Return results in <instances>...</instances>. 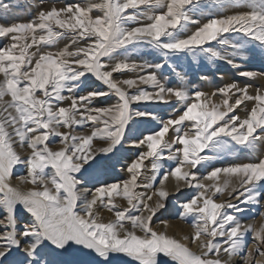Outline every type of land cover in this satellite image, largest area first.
I'll use <instances>...</instances> for the list:
<instances>
[{
	"label": "snow or ice",
	"instance_id": "obj_1",
	"mask_svg": "<svg viewBox=\"0 0 264 264\" xmlns=\"http://www.w3.org/2000/svg\"><path fill=\"white\" fill-rule=\"evenodd\" d=\"M18 7L0 2V264H264V222H242L264 208V0ZM189 58L259 86L204 91ZM169 208L190 233L153 226Z\"/></svg>",
	"mask_w": 264,
	"mask_h": 264
},
{
	"label": "rangeland",
	"instance_id": "obj_2",
	"mask_svg": "<svg viewBox=\"0 0 264 264\" xmlns=\"http://www.w3.org/2000/svg\"><path fill=\"white\" fill-rule=\"evenodd\" d=\"M0 2L5 3H12V4H18L19 7L16 8L14 11L19 15L22 19H28L30 18L31 14H34L37 10V6H48V5H55V6H62L66 2H76V0H0ZM207 2V0H205ZM3 22V21H0ZM67 43V41H62L59 44V47H63L64 44ZM214 43V42H213ZM134 58L136 59L137 63H143L145 60H151L152 57L146 53H136ZM176 63L179 65L180 70L186 71L188 80L190 83L195 84L198 88L207 91L212 92L214 91L218 86H222L224 81L221 80V76H225L228 79H239L240 83L243 84L245 82L253 83L254 87L259 86V81L252 82L247 80L246 78L239 77V71L248 70L246 66H243L241 69H235L231 65H227L224 61H217L215 65L208 64L206 61H203L200 64H194L189 59H182L179 61H176ZM237 63H240L244 65L243 60H237ZM256 63V62H254ZM163 74L169 77V81L171 85H175L178 83L177 78L174 73L171 72L170 69H163ZM202 76H207V80H202ZM94 79V78H93ZM99 82H97L98 84ZM103 98H100L98 103H102ZM157 112L165 111V109L160 108L159 106L156 107ZM167 111H171L170 109H167ZM166 118V117H165ZM79 132H84L86 129H78ZM54 150L59 146L58 145V139L54 142H51L49 145ZM225 159L231 160L235 159V157H226ZM119 167V166H118ZM167 167V165H166ZM26 172L21 169L19 172H16L15 175H24ZM13 183H16L15 176L13 177ZM29 187V186H28ZM173 188V186L171 187ZM170 188V189H171ZM186 191V190H182ZM177 196L180 194L177 193ZM226 198L227 194H224ZM120 204H125L124 201H118ZM250 209H254V211H249L245 213L244 219L242 222H251L253 219L256 221L257 225H259L261 222H264V217H261L259 215V212L264 211V208L257 207V206H248ZM101 211V216L103 215H110V212H108L107 209L99 208L98 211ZM175 210L172 208H169L168 211L161 210V212L157 213L156 218H162L163 216H167L169 220H179L175 215L172 213ZM187 227L190 228V222L182 221ZM253 243L252 238L249 237L248 244L251 247V244Z\"/></svg>",
	"mask_w": 264,
	"mask_h": 264
},
{
	"label": "bare ground",
	"instance_id": "obj_3",
	"mask_svg": "<svg viewBox=\"0 0 264 264\" xmlns=\"http://www.w3.org/2000/svg\"><path fill=\"white\" fill-rule=\"evenodd\" d=\"M18 150H20V149H18ZM168 184H169V188H171L173 186V183L171 181H169ZM28 186L30 187V185H24L23 187H28ZM171 189H173V188H171ZM225 194H227V193H225ZM101 211L102 210H100L99 212L101 213ZM111 215H112L111 213H110V215H107V216L103 215V218L105 220H107L108 218L111 217ZM159 220H168L170 222L169 228H168L169 233L170 234H176L178 238L184 234H188L191 232V228L187 227L181 220H169L167 216H163L162 218L154 217L153 218V226L154 227H161L159 225ZM190 246L195 247V245H190ZM251 246H252V244H251Z\"/></svg>",
	"mask_w": 264,
	"mask_h": 264
}]
</instances>
